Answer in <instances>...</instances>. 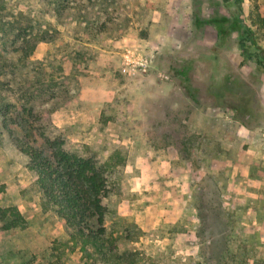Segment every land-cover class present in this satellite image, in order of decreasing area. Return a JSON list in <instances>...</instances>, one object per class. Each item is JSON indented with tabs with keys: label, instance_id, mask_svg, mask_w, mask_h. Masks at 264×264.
<instances>
[{
	"label": "rangeland",
	"instance_id": "374dc122",
	"mask_svg": "<svg viewBox=\"0 0 264 264\" xmlns=\"http://www.w3.org/2000/svg\"><path fill=\"white\" fill-rule=\"evenodd\" d=\"M48 1L0 0L1 38H12L11 25L34 23L38 38L43 28V38L50 39L40 41L27 59L15 65L0 63V147L27 164L16 139L46 153H51L46 140L59 139L72 153L102 160L117 149L113 161H131L127 166L134 170H127L124 162L110 166L106 173L105 226L107 237L117 247L114 254L106 259L99 242L83 248L78 244L68 256L73 245L65 243L67 237L57 239L52 245L57 249L52 251L51 246L39 258L49 257L52 264H264V227L260 224L264 223V203L245 202L238 194L243 175L260 174L253 166L242 171L245 157L240 151L258 145L260 127H264L262 93V123L248 128L254 133L247 138L240 132L243 124L229 108L196 104L191 108L182 99L178 111L166 118L167 107L177 105L153 92L159 79L154 77L155 68L151 81L148 76H117L121 86L117 101L104 105L106 119L92 127L60 126L53 119L56 111L73 106L84 87L108 84L103 57L111 54L119 60L122 47L118 41L124 37L144 47L158 68L162 56L185 57L192 49L191 44L183 51L182 44L192 32L194 10L207 17L213 12L232 14L240 7L241 18L248 23L252 0H74L70 6L77 10L66 22L52 16L55 4ZM258 6L264 15V0H258ZM95 15V25L106 22L113 31L90 32L88 22ZM208 28L211 31L198 41L201 45H212L217 39L215 29ZM254 28L252 38L258 46L249 47L254 56L240 66L244 74L253 70L264 50V29ZM2 46L0 60L2 56L19 58L16 52L6 54ZM229 56L237 65L243 61L237 46ZM28 60L38 62L33 70ZM28 90L36 92L31 99ZM117 117L122 119L119 126L107 122ZM118 129L132 134L134 149L128 150L130 143L119 138L113 141ZM134 176L139 177L136 184L131 181ZM144 177L147 186L142 187Z\"/></svg>",
	"mask_w": 264,
	"mask_h": 264
},
{
	"label": "trees",
	"instance_id": "16d2710c",
	"mask_svg": "<svg viewBox=\"0 0 264 264\" xmlns=\"http://www.w3.org/2000/svg\"><path fill=\"white\" fill-rule=\"evenodd\" d=\"M48 2L55 4L52 16L57 17L61 22L73 19L77 9L70 6V3H75L74 0ZM252 4L248 23L243 22L240 7L232 14L213 12L207 17L201 11L194 10L192 32L182 44L183 51H186L191 44L192 49L188 54L185 53L187 55L185 57L172 54L167 57L162 56V60L157 64L158 68L166 69L171 74L174 84L178 87L177 95L167 96L173 103L178 102V105L173 106V109L167 107L166 118L178 111L177 107L180 106L182 99H187L191 108L196 104L205 108L232 109L238 120L247 128L262 123L261 76L264 73V50L261 52L262 59L256 61L253 70L251 69L248 74L240 70L244 61L254 56L249 51V47L258 46L252 38L256 31L254 27L264 29V15L259 13L258 0H252ZM2 13L3 11L0 10L1 28L3 27L1 19L4 18ZM96 18L95 15L93 20L88 22L90 32L100 35L107 30L113 31L106 22L95 25ZM33 26L34 23H29L25 27L11 25L12 38L6 40L0 36V45H4L2 47L6 54L14 52L20 54L19 58L14 57L15 59L2 56L0 63L4 60L3 63L7 67L15 65L27 59L40 41L49 42L50 39L43 38L46 31L40 29L39 32L42 33L40 40ZM209 26L216 30L218 39L212 45H201L198 41L203 38ZM235 46L241 50L243 56V61L239 65L229 56V51ZM36 63L38 62L27 61L32 70ZM1 83L3 82L0 81ZM26 93L31 99V95L36 92L28 90ZM46 141L51 153H46L43 149L20 139L15 140L21 153L28 159L27 168L32 180L27 185H19L13 181L0 185V198L17 190L14 199L18 202L29 191L40 192L44 209L52 210L64 223L68 235L65 243L71 242L73 245L69 248L71 253L68 256L72 255L78 244L83 248L85 245L97 246L100 242L103 248L100 251L108 259L109 254H114L117 247L106 235L105 216L108 206L104 200L109 197L106 173L110 166L123 164L125 160L121 158L120 162L113 161L118 154L117 149L102 160L95 155L72 153L59 139ZM186 141L187 139L184 142L187 143ZM0 219L5 230L22 229L27 226V221L16 204L1 207ZM57 241L59 240L56 239L54 242ZM56 249L52 246V251Z\"/></svg>",
	"mask_w": 264,
	"mask_h": 264
},
{
	"label": "crops",
	"instance_id": "0c3cea01",
	"mask_svg": "<svg viewBox=\"0 0 264 264\" xmlns=\"http://www.w3.org/2000/svg\"><path fill=\"white\" fill-rule=\"evenodd\" d=\"M209 30L211 31V28H206L204 35ZM170 35L169 33V35L166 36L170 37ZM189 36L190 34L188 37ZM162 41L164 42L165 39L161 40V42ZM118 44L122 47V50L119 51V55H121L119 60L118 57L115 59L111 54L103 57L105 66H107L106 77H104V79L110 76V80L107 81L108 84L104 85L105 87H84L74 99L73 106L55 112L53 119L58 125H76L84 129L92 127L94 124L101 122L102 119L105 120L104 105L114 103L119 96L118 90H120L121 86L117 83V76L126 79L148 76L149 81H151L153 79L152 72L155 70L154 77L158 76L157 78L159 79H157V83L153 85V92L162 96H175L178 94V87L174 84L171 74L166 69L156 68L153 59L147 54L144 47L138 46L137 43L130 42L126 37L118 41ZM127 49L137 50L140 55L144 57L148 56L149 59H152L150 67H148L146 72L140 73L134 77L122 71L123 57ZM93 72L99 73L98 71ZM149 87L152 86L149 85ZM261 93L264 95V78ZM174 105H178V102L175 101ZM133 117L136 116L134 115ZM121 121L122 119L118 117L117 120H107L109 123L114 122L115 126H119L118 124L121 123ZM262 128L263 127H260V130ZM242 129H240V132L245 133L246 138L254 133L253 130L243 125ZM95 136H98V134ZM117 138L123 140L122 143H130L126 146L128 150L131 151L134 149L133 145H131L134 141L132 134L124 135V132L118 129L114 134L113 141H116ZM250 147L251 149H249V151H240L243 153L242 156L244 155L245 157V167L243 168L241 166L242 171L245 170V168L249 170V167L253 166L254 170L260 171V174L259 176L251 175L249 172V175H243L244 179L239 182L238 185V194H242L241 196L245 197V202L251 200L255 203H264V142L262 136L260 135L258 145H255L253 148L252 146ZM125 163L127 166L132 162L126 160ZM127 170H134V168L127 166ZM137 179H139V177L134 176L131 181L136 184L135 181ZM31 180L32 177L28 171L27 164L15 157L8 149L0 147V185L12 181L17 182L19 185H27L30 184ZM146 180L147 178L144 177L142 180V187L147 186L145 185ZM14 191L16 192L17 190H13L12 193L0 198V208L16 204L25 217L27 226L22 229L12 228L5 230L3 229V222L0 219V264H52L49 257L40 259L39 255L50 250L56 239H67L68 235L64 223L52 210L44 209L41 203L40 192L29 191L25 193L20 201L15 202L14 198L16 193H14ZM261 217L264 219V216ZM260 224L264 227L263 222Z\"/></svg>",
	"mask_w": 264,
	"mask_h": 264
},
{
	"label": "built area",
	"instance_id": "2783aa9c",
	"mask_svg": "<svg viewBox=\"0 0 264 264\" xmlns=\"http://www.w3.org/2000/svg\"><path fill=\"white\" fill-rule=\"evenodd\" d=\"M151 62L152 59H149L148 56L144 57L140 55L137 50L127 49L123 57L121 69L127 75L135 77L140 73L146 72ZM260 131L264 142V127Z\"/></svg>",
	"mask_w": 264,
	"mask_h": 264
}]
</instances>
